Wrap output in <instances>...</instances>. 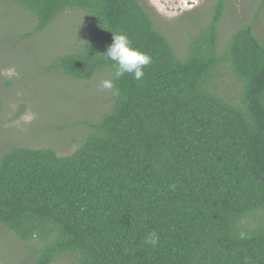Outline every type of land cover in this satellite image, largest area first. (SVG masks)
<instances>
[{
	"label": "trees",
	"instance_id": "16d2710c",
	"mask_svg": "<svg viewBox=\"0 0 264 264\" xmlns=\"http://www.w3.org/2000/svg\"><path fill=\"white\" fill-rule=\"evenodd\" d=\"M11 1L35 22L23 38L67 10L89 15L87 40L48 70L113 75L104 52L116 33L151 57L139 81L114 80L109 110L81 122L90 133L74 151L14 147L0 158V225L32 264H264L262 4L220 51L226 0H214L178 57L138 0Z\"/></svg>",
	"mask_w": 264,
	"mask_h": 264
},
{
	"label": "rangeland",
	"instance_id": "374dc122",
	"mask_svg": "<svg viewBox=\"0 0 264 264\" xmlns=\"http://www.w3.org/2000/svg\"><path fill=\"white\" fill-rule=\"evenodd\" d=\"M138 1L178 57L185 54L190 33L198 32L208 21L214 2ZM261 4L253 29L264 42V0H226L218 23L220 51L231 33L250 21ZM89 22L85 11L70 9L56 16L43 31L23 38L22 34L35 26L32 15L11 0H0V158L14 147H46L67 155L90 133L81 122H96L109 110L113 93L100 90L98 85L111 78L110 68L99 70L89 80L74 79L57 68L47 69L59 56L75 51L87 40L92 30ZM32 260L25 243L0 225V264H32ZM53 264L73 261L60 258Z\"/></svg>",
	"mask_w": 264,
	"mask_h": 264
},
{
	"label": "clouds",
	"instance_id": "9594fccd",
	"mask_svg": "<svg viewBox=\"0 0 264 264\" xmlns=\"http://www.w3.org/2000/svg\"><path fill=\"white\" fill-rule=\"evenodd\" d=\"M107 59L114 62V71L112 78L103 79L100 81L98 87L100 90L111 91L114 95L116 93L114 80H117L125 74H130L139 81L144 76V67L151 63V57L134 48L130 39L124 33L113 34L112 42L107 46L105 52ZM158 242V236L152 232L145 239L146 244L155 246Z\"/></svg>",
	"mask_w": 264,
	"mask_h": 264
}]
</instances>
